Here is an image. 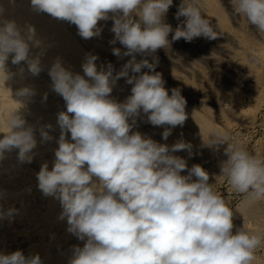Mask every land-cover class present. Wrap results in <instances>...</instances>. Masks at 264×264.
<instances>
[{
    "label": "clouds",
    "instance_id": "clouds-1",
    "mask_svg": "<svg viewBox=\"0 0 264 264\" xmlns=\"http://www.w3.org/2000/svg\"><path fill=\"white\" fill-rule=\"evenodd\" d=\"M30 2L34 11L74 24L84 39L99 37L98 22L112 20L110 44L119 42L126 49L114 47L112 54L131 57L115 75L111 63L98 69V57L92 54H86L83 75L64 67L59 58L48 72L66 111L57 114L60 135L53 166L49 170L43 163L37 179L42 193L60 202V219H67L68 232L84 241L83 247H74L69 264H253L264 234L244 227L233 231L234 212L209 182V173L199 164L189 168L185 158L174 155L186 150L191 157L192 144L180 139L168 145L132 131L142 114L152 126L164 127V141L184 125L187 101L179 88L165 87L162 73L156 71L155 53L181 39L190 43L219 37L201 0H181L175 29L166 22L173 0ZM230 4L235 16L264 35V0ZM40 45L34 27L22 28L4 18L0 6V80L13 76L8 70L10 57L11 64L26 62L28 71L39 75L40 55L32 56L30 46ZM137 54L145 58L138 61ZM148 56L153 57L151 62ZM145 68L149 71L142 72ZM120 78L132 85L123 102L111 97ZM34 95L31 87H20L14 99L19 107L0 110V160L15 149L20 162H32L35 130L21 109ZM51 128L50 124L40 128L43 142L53 139ZM221 146L226 159L220 161L216 177L226 178L249 203L264 201V156L249 152L227 132L212 130L207 140L202 138L204 148L220 152ZM14 211L9 209L6 215ZM4 216L0 211V218ZM0 264L42 260L38 254L26 257L17 250L0 254Z\"/></svg>",
    "mask_w": 264,
    "mask_h": 264
},
{
    "label": "bare ground",
    "instance_id": "bare-ground-1",
    "mask_svg": "<svg viewBox=\"0 0 264 264\" xmlns=\"http://www.w3.org/2000/svg\"><path fill=\"white\" fill-rule=\"evenodd\" d=\"M180 2L181 0H173V5L166 16V22L171 24L173 29L179 23L175 19V13ZM0 6L3 7L4 18L15 20L22 28L29 25L34 27L35 39L41 41V45L39 47L30 46V54L32 56L40 55L42 65L39 75L33 76L28 71L26 62L13 65L10 57L8 70L13 73V76L6 82L0 80V110L19 107L14 99H16L15 92L20 87L28 86L34 89L35 95L27 101L26 107L21 109V112L27 124L34 127L37 140V146L32 150L33 160L31 163L20 162L18 150L15 149L6 152L4 159L0 160V211L5 213V216L0 218V254L14 252V250H10L11 245L8 242H15L23 238L28 242L25 243L34 249V255L40 256L42 264H69L74 247H83L84 241L68 232L67 219H60L62 212L60 202L54 197L45 196L38 188L37 179V174L43 163H48L49 170L53 166L54 152L58 147L57 141L60 135L57 114L60 111H66L65 101L52 89V80L48 72L52 64L59 58L64 67L74 74L83 75L82 64L85 62L86 54H92L98 57L96 61L98 69L111 63L114 69L113 75H115L131 57L118 58L112 54L114 47L121 48L122 52L126 50L119 42L115 45L110 44L114 38V33L110 31L112 20L98 22L102 26L99 37L84 39L78 35V29L74 24L53 18L47 13L34 11L30 0H0ZM201 7L207 18L216 27L219 37L212 41L197 38L190 43L181 39L171 42L170 47L159 49L155 53V57L158 59L156 71L162 73L165 87L171 90L170 85H172V89L174 86L186 91L188 100L185 96L184 98L189 101L190 105L200 106V108L193 109L190 105H186L187 119L184 125L174 128L167 141L162 139L164 127L152 126L147 123L146 116L143 114L137 118V124L132 129V131H139L152 139L157 138L154 140L160 143L170 142L172 145L180 139L190 142L193 146L191 157L186 150L174 153V155L185 158L189 168L193 164H199L214 152L211 149L206 152V148L202 147V138H204L206 129H228L231 121L230 116L242 120L243 124H245L244 122L252 123L255 114L247 115L248 117L245 115L247 117L245 118L241 115L240 106L231 103L229 99H223L224 101L211 99L217 114L215 115L221 123L216 125L209 115L212 107L207 105L206 90L204 89L205 91L202 92L197 90L198 87L197 89L193 88V85L191 88L185 86L181 78L183 74L177 72L173 67L165 66L164 63L173 64L181 72L189 75V73L198 72L196 65L197 60L200 59L201 62L204 61L210 65L214 74L221 77L229 76L232 80L231 87L241 85L245 91L253 94L264 88V35L257 33L252 27L249 30L239 28L238 19L241 17L233 14L230 0H201ZM232 19L234 22L231 21ZM231 22L235 24L232 26ZM169 40L171 41V34ZM143 58L145 57L137 54L138 61ZM146 58L150 62L153 59L152 56ZM21 69H23L22 74ZM148 71L147 68L142 69V72ZM201 73L203 72L198 75ZM239 77L240 79H238ZM131 87L132 85L126 83V78H120L113 88L111 97L117 102H123L131 94ZM207 91L209 93L212 90ZM240 92L233 96L237 97L238 95L239 97L240 95L241 98L242 93ZM45 94H47L46 99H44ZM169 94H171L170 91ZM181 94L185 93L182 91ZM249 118L250 120H248ZM49 124L52 125V128L46 130L49 131L53 139L43 142L39 130ZM68 138L70 139V133ZM242 204L247 219L235 220L240 222L234 225V229L244 226L250 233L262 234L264 232V203L252 204L245 200ZM9 209L15 210L11 216L6 215ZM19 234L21 237L18 236ZM20 244L23 246V243ZM29 254L27 255L29 256Z\"/></svg>",
    "mask_w": 264,
    "mask_h": 264
},
{
    "label": "rangeland",
    "instance_id": "rangeland-1",
    "mask_svg": "<svg viewBox=\"0 0 264 264\" xmlns=\"http://www.w3.org/2000/svg\"><path fill=\"white\" fill-rule=\"evenodd\" d=\"M231 21L234 22L233 19ZM238 21H239V24H240V25H238L239 28H244L246 30L247 29L249 30V28H251L250 26H248V22H247V20L245 18L241 17V19L239 18ZM232 22H231V24L233 26V24H235V23H232ZM202 62H201L200 59H198L197 60V65H196V67L198 68V72L195 71L194 73H189V75L181 72V70H179V68L177 66L173 65V64L164 63V65L165 66L168 65L169 67H173V69L177 70V72L183 74V76L181 78H182V81L184 82V85L185 86H188V87L191 88V86L193 85L192 86L193 88L196 87V89H197V87H198L197 90L202 91V92H203L204 89L206 90V91L205 90L204 91L208 95V97H206V99L208 101L207 102V105L209 107H212L211 110H210V112H209V115H211V120L216 125H218V124L220 125L221 123L219 122V119L216 116L217 114H216V111L214 110L215 107L212 104V102H213L214 99H221L222 101H224L223 99H225V100H228L229 99V101L231 103H234V104L239 105L240 106L239 108L241 110V115L243 117H245V118H247L249 115H252L253 116L255 114L254 115L255 118L252 121V123H250V122H247V123L244 122L245 124H243V121L242 120L239 119L240 120L239 121L238 119L232 118V116H230V120L233 121V122L230 121V125H229L228 129L227 128L224 129V130H221L219 128L206 129L205 130V133H204V138L203 139L207 140V138H208V136H209V134H210V132L212 130L221 131V132H227L231 136L232 140L239 141L240 143H242L243 146L249 152H251L253 154L260 155V156H264V92H263L264 91V88H263L262 91L257 92V93L255 92L253 94V93H248L247 91H245L242 88L241 85H238L237 87L236 86L231 87L232 80H230L231 78H229V76H225V77L223 76V77H221L220 75L218 76V74H216V73L214 74L212 72L213 70L210 67V65H208L204 61H202ZM206 67L207 68L209 67V68L207 69ZM199 70H201V71H199ZM200 72H203V73H201V75H198ZM202 74H203V76H202ZM195 75H197V76H195ZM215 75H216V77H215ZM201 78H202V80H201ZM216 78L218 79V81H216L217 80ZM220 79H222L221 81H223L225 79L223 81L224 83L223 82L220 83L221 82ZM238 79H240V77ZM225 81H226V83H225ZM229 81H231V82H229ZM218 83H219V85H218ZM170 86H171L170 88L172 89V85H170ZM173 88H175V87L173 86ZM207 90H212V91H209V93H208ZM182 91H183V93H185V94H182L183 97L185 96V98L188 100V94L186 93V91L184 92V90H181V93H182ZM237 92L242 93L241 94V98H240V95H239V97H238V95H237V97H234L233 96V95H236ZM261 93H262V96H261ZM231 94H232L233 97L231 96ZM256 95H258V96H256ZM220 96H221V98H219ZM234 98L236 100L238 98V100L241 103L238 100H237L238 102L237 101H234L235 100ZM211 99H213V100H211ZM209 102H211V103H209ZM187 105H190L189 104V101H187ZM190 106L193 109H195L196 107L198 109L200 108V106H194V105H190ZM250 106H251V108H250ZM245 115L246 116L248 115V116L246 117ZM248 120H250V118ZM158 132H159V130H158ZM153 139H157V138H153ZM166 143H168V145H171L170 142H166ZM223 147L224 146H221L220 152H215V153L213 152V153H211L212 155L209 154L207 156V158H205L203 161H201L199 163V165H201L209 173V177H210L209 182L210 183H215L214 184L215 190L218 191V192H220L222 195H224V197L226 198V200L229 201V206L232 208L233 212L235 211L234 212V217L236 216V218L233 217V221H234L233 224L235 225V224H238L241 221L240 219H243V220L247 219L246 214H244V208L242 207V205H243L242 203L246 200V198H245V196L243 194L236 193L230 187V185H229L228 181L226 180V178H224V177H216V176H218L220 174V166H219L220 165V161H222L223 159H226V157L223 155ZM206 150H207L206 152L209 151L208 148H206ZM212 169H214V170H212ZM216 169H217V171H216ZM182 174H185L186 175L187 173L185 172V173H182ZM262 203H264V202L262 201ZM237 207H239V208H237ZM239 213H241V214H239ZM237 216H239V217H237ZM235 220H240V221L237 222ZM240 227L241 226H239L237 228H240ZM242 227H244V226H242ZM237 228L233 229V231H235ZM244 228H246V227H244ZM262 234H264V232H262ZM18 236L21 237V234H19ZM23 240H25V241L23 242ZM26 241H27L26 239L20 238V240H18V241L8 242V244L11 245L10 246V250H14V252H15V251H17V249H19L20 251H23L24 252V255L26 254L25 255L26 257L28 256L27 255L28 253H30L31 255H34V252H35V251L33 252L34 249H31L30 248L31 246L28 245V244H26V243H28ZM20 243H23V246L24 247L21 246ZM11 247H12V249H11ZM26 251H28V252H26ZM30 254H29V256H30ZM255 255H256V259L253 262V264H262V263L264 264V245H261V247L257 249Z\"/></svg>",
    "mask_w": 264,
    "mask_h": 264
}]
</instances>
